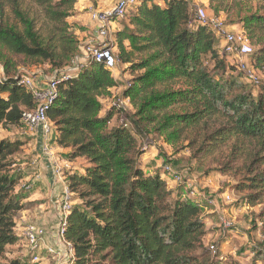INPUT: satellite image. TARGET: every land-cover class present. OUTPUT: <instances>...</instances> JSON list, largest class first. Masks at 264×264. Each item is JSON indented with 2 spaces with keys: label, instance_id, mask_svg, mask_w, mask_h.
<instances>
[{
  "label": "trees",
  "instance_id": "trees-1",
  "mask_svg": "<svg viewBox=\"0 0 264 264\" xmlns=\"http://www.w3.org/2000/svg\"><path fill=\"white\" fill-rule=\"evenodd\" d=\"M158 1L163 5L141 0L115 33V57L129 65L132 76L121 95L134 109L124 116L127 125H111L113 110L100 115L99 99L119 83L111 70L91 59L57 84L46 113L51 147L63 153L58 157L69 164L84 163L79 171L61 172L77 202L63 232L74 264H241L200 253L210 197H187L189 182L172 168L171 175L143 170L139 140L147 141L152 133L170 146L184 143L193 151L199 145L196 150L204 155L230 144L249 147V194L242 203L261 209L257 232L264 240V90L253 96L241 82L243 75H232L236 65H227V56L217 49L221 38L207 22H197L196 7L188 0ZM76 3L0 0V130H22L23 114L37 106L31 91L19 84L18 68L45 66L58 74L78 57L81 46L67 22ZM253 3L255 12L240 17L242 7ZM229 4L257 47L249 55L250 68L264 71V0H208L207 8L218 15ZM210 122L216 126L200 134V126ZM24 144L0 140V258L19 242L15 217L25 207L15 195L22 176L14 160ZM175 177L180 182L176 190L169 189L168 178ZM252 254L251 264H264L262 248Z\"/></svg>",
  "mask_w": 264,
  "mask_h": 264
},
{
  "label": "rangeland",
  "instance_id": "rangeland-1",
  "mask_svg": "<svg viewBox=\"0 0 264 264\" xmlns=\"http://www.w3.org/2000/svg\"><path fill=\"white\" fill-rule=\"evenodd\" d=\"M114 2L115 0H77L73 15L67 22L72 26L73 31L76 32L78 44L81 46L78 57H76L78 65L86 63L87 59L83 58L81 51L84 45L91 41L96 29V26L92 25L89 20V14L95 11L107 12L112 9ZM198 7L203 8L208 17L219 18L223 24L224 32L242 34L253 48V53L257 51L254 42L247 39L242 25L237 22L236 12L238 10L235 7L229 4L218 15L213 14L204 5ZM256 9L257 6L254 3L246 5L242 7L239 16L242 17L247 13H254ZM126 24L127 19L114 21L110 26V40L104 42L101 39H97L93 43L97 45H100L101 42L106 43L114 49V53H117V49L114 47L116 43L115 33L120 29L122 30ZM222 43L220 39L217 49H221ZM250 57L245 58L243 61L248 64ZM231 62L232 58L226 57L227 65L230 66ZM71 67L73 66L70 63L66 69L58 74L53 73L45 66H29L26 69L18 68L17 71L22 75L30 76L34 79H38L39 77L51 79L73 73L68 70ZM2 75L0 67V77ZM111 75L119 83V86L107 90L108 94L99 99L102 106L100 115L103 116L105 112L113 110L114 114L111 125H127L124 116L126 114H133L134 109L128 101L122 100L121 95L123 87L132 78L129 65H122L117 62L115 68L111 70ZM232 75L241 79V74L235 68ZM255 77L258 80V85H250L244 78H242L243 80L241 79V82L248 87L247 89L252 92L253 96L258 91L264 90V71H255ZM215 126L212 122L208 124V127L200 126L199 133L203 135L206 130L213 129ZM25 131V127L19 131H16L14 128L0 130V140L4 138L20 139L25 143L21 152L14 160L16 163L15 169L22 176V180L17 187V194L15 195L25 207L15 217L16 233L19 236V231L25 223L41 224V221H44L45 227L48 228V235H51L56 232L59 217L62 214V200L59 197L63 196L64 180L61 172L67 170L79 171L80 168L84 167V163L80 160H77L73 164L64 162L58 157L60 154H63L59 152L55 155V161L57 162V167L60 169V175H58V179H55L53 185L48 184L47 180H34L39 170L37 166L32 164V155L34 157L36 149H34V142L30 140L33 137L21 134ZM139 142L144 150V155L140 158V162L145 172L153 174L155 171H168V168H172V173L176 171L178 173L177 176L185 177L189 182L185 191L187 197L198 198L204 196L205 198L210 197L209 200H215V206L208 204L203 212L206 224V236L203 240V249L200 251L202 255L209 259L210 252L208 247L215 245L217 258H223L226 263L237 261L241 264H251L253 259L252 251L257 248H262L264 251L263 237L257 232L260 224L256 221V217L261 209L259 207H246L242 203V199L249 194V190L245 188V185H247L245 167L248 163V152L251 151L249 147L241 145L233 146L234 144H230L228 147H224L213 154L204 155L197 152L196 149L199 145L193 151L188 149L184 143L170 146L158 134L154 133L147 137V141L143 142L139 140ZM168 172L171 175V171ZM40 173L44 175L46 174V170H44V173L43 171H40ZM173 179L168 178V188L176 190L180 180L176 177ZM24 185H31V188L26 189ZM55 190H57L59 197L55 196ZM226 195L229 197L230 202L225 200ZM73 199L70 198L69 200L71 206L77 204ZM220 218L229 223V226L222 228ZM26 260L23 241L19 238V242L16 245L6 248L4 256L0 258V264H10L13 261L23 262ZM43 263L49 262L42 259L38 264Z\"/></svg>",
  "mask_w": 264,
  "mask_h": 264
},
{
  "label": "built area",
  "instance_id": "built-area-1",
  "mask_svg": "<svg viewBox=\"0 0 264 264\" xmlns=\"http://www.w3.org/2000/svg\"><path fill=\"white\" fill-rule=\"evenodd\" d=\"M141 0H115L111 10L107 12H91L89 20L92 25L96 26L93 38L89 43L82 48L83 58L91 59L94 64L103 65L105 69L112 70L117 64L114 49L108 44L101 45L94 44L97 39L104 42L110 40V26L114 21L122 20ZM196 20L198 23L207 22L211 29L222 40L221 51L227 57L232 58V62L236 65V69L240 72L244 79L250 83L257 84L255 71L243 61L252 53V48L248 41L242 34L226 33L223 31V24L219 18L208 17L203 8H195ZM71 69L75 72L78 68L76 58L72 61ZM69 78L68 74L62 75L57 79L53 77L46 79L39 77L34 79L30 76L21 75L19 77V84L27 88L33 94L37 106L28 113L22 116V124L29 133L37 134L40 132L43 137V144L41 148V155L45 157L48 163H51L53 176L58 179L60 169L55 165V154L52 152L50 143V125L48 123L46 113L53 104L57 95V84L66 81ZM35 162H33V165ZM170 168H168V171ZM40 174H36L34 180H39ZM26 189H30L31 185H24ZM59 197V195H58ZM62 200V214L59 217L58 228L53 236V242L47 243L48 236L45 225L33 224L31 222L25 223L19 231V238L23 241V249L25 250L27 262L29 264H38L42 259L48 262L53 261L54 264H74V251L69 243L64 241L63 232L66 223V216L69 214L71 205L69 204L70 195L67 188L64 186L63 196L59 197ZM225 200L230 202L226 195ZM208 204L215 206V200H209ZM222 228L229 226V223L220 218ZM53 244V245H52ZM212 255H217L215 245L208 247Z\"/></svg>",
  "mask_w": 264,
  "mask_h": 264
},
{
  "label": "crops",
  "instance_id": "crops-1",
  "mask_svg": "<svg viewBox=\"0 0 264 264\" xmlns=\"http://www.w3.org/2000/svg\"><path fill=\"white\" fill-rule=\"evenodd\" d=\"M188 2L191 5H193L194 7H198L200 5H204V7H207V5H208V0H188ZM156 3L163 5V3L158 1V0H156ZM24 134L33 137L32 141L34 142V146H35L34 149H36V150H35V155L33 157L32 164H33V162H35V166H37V168H39L37 174H40V178L41 179L47 180L48 184H50V185L52 184L53 185V182L55 181V177L53 176V172H52V167L53 166L51 165V163H48L46 161L47 159L45 157H43L41 155V148H42V144H43L42 134L40 132H38L37 134H35V133H31L30 134L27 129L24 132ZM52 152L55 155H57L59 152L62 153L61 150L53 148V147H52ZM56 163L57 162L55 161V165H56ZM44 170H46V174L42 175V173H40V171H43V173H44ZM172 190H174V189H172ZM54 194H55V196L59 195L57 193V190L54 191ZM42 223L44 224L45 222L41 221V224ZM53 236H54V234H51V235L47 236V238H46L47 243H51V241L53 242ZM45 264H54V263H53V261H51V262L45 263Z\"/></svg>",
  "mask_w": 264,
  "mask_h": 264
}]
</instances>
